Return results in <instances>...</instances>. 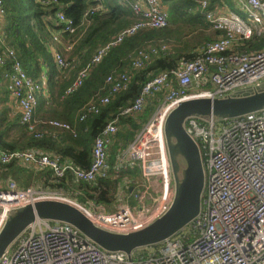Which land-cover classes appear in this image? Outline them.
I'll return each instance as SVG.
<instances>
[{
	"label": "built area",
	"instance_id": "2783aa9c",
	"mask_svg": "<svg viewBox=\"0 0 264 264\" xmlns=\"http://www.w3.org/2000/svg\"><path fill=\"white\" fill-rule=\"evenodd\" d=\"M119 1L125 2L137 19L101 46L92 64L99 63L112 46L139 29L169 25V15L162 9L161 0ZM196 1L209 24L222 35L201 46L194 60L183 62L176 70L154 75L143 85L134 102L120 112L125 117L138 115L145 111L149 98L162 95L122 159L121 166L139 170V179L128 185L134 199L121 200L113 212L98 211L66 197L67 190L46 192L20 187L14 179H9L6 187L0 189V231L12 210L41 199L67 201L81 209L95 225L118 233L144 228L168 211L175 190L165 136L170 112L190 98L224 97L241 87L259 85L264 79V48L248 52L236 50V46L253 35L264 37V0H238L244 17L234 11L217 13L209 8L210 0ZM104 9L105 4L97 0L85 11L83 22H90V15ZM4 17V0H0V64L7 59L11 63V71L4 79L22 124L39 137L42 129L37 127L34 115L37 95L44 85L28 76L14 48L7 44ZM57 17L63 32H76L73 20L63 11ZM53 39L55 43L61 40L58 33ZM72 46L73 41L67 40L66 49ZM168 49L167 44L161 47L163 51ZM156 53L155 48L139 50L133 58L132 69L143 68ZM54 58L58 65L68 66L59 51L54 50ZM89 66L79 72L69 92L83 82ZM131 80L132 72L109 74L106 81L111 93L90 100L82 108L80 120L90 113H98L113 93L128 89ZM45 123L71 128L59 121ZM118 129L116 118L94 139L87 169L38 150H0V162L8 164L17 160L39 169L49 168L57 179L71 171L76 181L94 182L108 172L109 146ZM185 129L199 146L206 186L200 215L179 233L157 245L139 248L129 257L124 252L101 249L71 224L39 219L4 251L0 264H264V110L229 119L193 116L185 121Z\"/></svg>",
	"mask_w": 264,
	"mask_h": 264
},
{
	"label": "trees",
	"instance_id": "16d2710c",
	"mask_svg": "<svg viewBox=\"0 0 264 264\" xmlns=\"http://www.w3.org/2000/svg\"><path fill=\"white\" fill-rule=\"evenodd\" d=\"M101 1L105 4V9L90 15V22L84 23L85 11L97 0H4L3 30L7 44L14 48L28 76L44 86L37 95L34 115L37 127L42 129V135L37 137L22 124L20 115L10 104L11 98L4 79L11 71L10 61L7 59L3 65L0 64L1 151L41 150L58 155L62 162L71 163L75 167L89 168L94 139L109 122L118 118L122 123L130 124L132 129L138 128L133 116L125 117L120 112L134 102L143 85L162 71L176 70L183 62L194 60L201 46L212 39L209 29L213 28L205 20V14L196 0L192 3L189 0H161L170 11L169 14L162 8L169 15L167 27L141 28L112 46L99 63L92 64L96 51L137 19L125 2ZM196 7L199 10H195ZM59 11L73 20L77 27L74 34L62 31L57 17ZM55 33L61 38L59 43H55L53 39ZM67 40L73 41L71 49L65 47ZM164 44H170L171 47L163 51L161 47ZM263 45L264 37L253 35L236 46V50H261ZM152 48L158 53L152 55V61L145 63L143 68L136 70L128 89L113 93L109 103L101 105L98 113H90L84 120H80L82 108L90 100L111 93L107 76L114 72H127L132 68L133 58L139 50ZM54 50L59 51L67 60V67L58 65L53 55ZM88 65L90 69L83 82L69 92L79 72ZM154 99L156 96L152 100ZM153 110L152 107L145 110L141 117L149 119ZM48 121L67 123L71 128L48 125L45 123ZM131 128L117 134L118 142L113 148L115 152L125 147L120 143L126 144L133 138ZM19 164L17 160L8 164L0 162V175H10V179L25 188L42 180L47 187L67 190L70 197L85 206L90 202L114 206L119 198L117 192L122 182L139 175L137 168L120 166L117 170L112 164L105 176L94 182H85L76 181L71 171L57 179L51 169L35 171Z\"/></svg>",
	"mask_w": 264,
	"mask_h": 264
},
{
	"label": "water",
	"instance_id": "95a60500",
	"mask_svg": "<svg viewBox=\"0 0 264 264\" xmlns=\"http://www.w3.org/2000/svg\"><path fill=\"white\" fill-rule=\"evenodd\" d=\"M252 91L224 97H193L173 109L165 123V136L174 180V198L168 211L153 223L129 233L112 232L95 225L77 206L58 199H41L12 210L0 231V257L36 220L65 222L77 228L101 249L129 257L143 247L157 245L176 235L202 210L206 172L197 142L185 129L193 116L236 118L264 110V82Z\"/></svg>",
	"mask_w": 264,
	"mask_h": 264
},
{
	"label": "crops",
	"instance_id": "0c3cea01",
	"mask_svg": "<svg viewBox=\"0 0 264 264\" xmlns=\"http://www.w3.org/2000/svg\"><path fill=\"white\" fill-rule=\"evenodd\" d=\"M189 1L192 3L193 0H189ZM161 7L164 10L168 11V13L170 14L169 7L164 2H161ZM193 8H195V6H193ZM209 8L211 10H214L217 13H224V12H228V11H234V12L239 13L243 17L245 16L243 10L241 9V7L239 5V1L238 0H210ZM195 10H199L198 7H196ZM195 10L192 9L193 12H196ZM203 12H204V10H203ZM205 18H206V16H205ZM212 28H213V30L212 29L211 30L209 29V33H211L210 37L212 38L211 40H214L217 37H219L220 35H222V32H220L219 30H216L214 27H212ZM65 47H66V43H65ZM170 47H171V45H170ZM262 47H264V45ZM53 55H54V52H53ZM127 72H132V76H133V74L136 72V70H133L132 68H130L129 70H127ZM208 86L209 87H212L211 85H208ZM158 96H161V95H158ZM158 96H156V97H158ZM153 98H149L148 99V102H147V105H146V109L148 108L149 105H151L152 110L155 107V106L154 107L152 106V103H153L152 99ZM159 100L160 99H158L157 102ZM156 103H155V105H156ZM10 104L12 106V109L16 110L17 106H16V104L14 103L13 100H10ZM144 112H142V113H140L138 115L133 116V118H135L134 119L135 120V123L138 126L137 129H132L130 127V124H128V123H122V121L118 120L119 129H118L117 133L114 136L113 142L109 146V154H110L109 160H108L109 167H110V165L112 166V164H114L115 169L117 168V170H119L120 169V166H121V164L123 162L122 161L123 156L125 157V152L126 151L124 153H122L123 155L121 154L122 156H120V151H121L120 148L116 152H113L112 151V153H110L111 146L113 148L117 144V142H118L117 134L119 132L123 131V130L130 129L131 128V131L134 133V136H135L138 133V131H139L138 129L141 128L143 126V123L146 122V121L145 122H141L139 120L141 118V116L143 115ZM134 136H133V138H134ZM132 139H130L126 144H124V143H120V144L123 145V146H125L127 148L128 145H129V143L132 141ZM38 152H41V150H38ZM19 165L20 166H23V167H26V168H29L30 170L31 169L32 170H35V171L49 169V168L39 169V168H36L33 164H24V163H21V162H20ZM10 178H12L10 175H8V176H1L0 175V189L6 187V184H7L8 180ZM136 179H127V180H125V181L122 182V184L120 185V187L118 189V192H117L119 194V198H118V200L116 201V203L114 205L115 208H114L113 211L116 210V207H117V205L119 204V202L121 200H124V201H127L128 200L130 202V200L134 199L133 191L128 187V185L134 183L136 181ZM126 183H128V184H126ZM31 185H32L33 188H37V189H40V190H44L46 192H48V191H55V188H50V187L45 186V184H44V182L42 180H40L38 182H35V183L31 184ZM65 196L67 197V196H71V195L67 191L66 194H65ZM89 205L94 210H98V211L99 210H103V211H107V212H113V211L108 210L107 209V206L106 205H103V204H95L93 202H90Z\"/></svg>",
	"mask_w": 264,
	"mask_h": 264
},
{
	"label": "rangeland",
	"instance_id": "374dc122",
	"mask_svg": "<svg viewBox=\"0 0 264 264\" xmlns=\"http://www.w3.org/2000/svg\"><path fill=\"white\" fill-rule=\"evenodd\" d=\"M207 42H208V41H207ZM207 42H206V43H207ZM168 46H169V48H170V44H168ZM262 82H264V79H263ZM251 91H252L251 87H250V86H246V87H241V88L235 90L232 94L240 95V94H243V93H249V92H251ZM160 98H162V95H161V96H158V97H156V99L152 100V101H153V103H152V106H153V107L155 106V103H156V102H154V101H157V100L160 99ZM149 108H151V105H149L147 109H149ZM147 109H146V110H147ZM153 109H154V108H153ZM147 119H148L147 117H146V118L141 117L139 120H140L141 122H145ZM145 123H146V122H145ZM145 123H143V125H144ZM114 147H115V146H114ZM114 147H113V148H114ZM113 148H112V146H111V148H110V153H112V151L115 152ZM126 149H127L126 147L121 148L120 156L123 155L122 153H124V152L126 151ZM121 154H122V155H121ZM125 154H126V152H125ZM109 156H110V154H109ZM123 157H124V156H123ZM171 177L173 178L172 170H171ZM133 179H136V177L133 178ZM138 179H139V176L137 177L136 180H138ZM173 181H174V180H173ZM123 184H124V183H123ZM126 184H128V183H126ZM28 187H32V185L30 184ZM117 207H118V205H117ZM117 207H116V209H117ZM114 208H115V207H114L113 205L107 207V209L110 210V211H113Z\"/></svg>",
	"mask_w": 264,
	"mask_h": 264
}]
</instances>
